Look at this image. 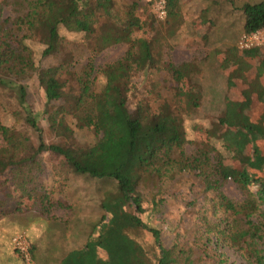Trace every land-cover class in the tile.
I'll return each mask as SVG.
<instances>
[{"label":"trees","instance_id":"obj_1","mask_svg":"<svg viewBox=\"0 0 264 264\" xmlns=\"http://www.w3.org/2000/svg\"><path fill=\"white\" fill-rule=\"evenodd\" d=\"M158 1L164 3L166 19L178 16L176 0H149V3L153 7ZM116 2L1 0V4L10 3L18 9L20 15L14 23L21 37L17 49L2 42L0 89L14 92V96H11L15 100V110L11 112L14 121L18 123L20 120L23 125L40 131L36 117L25 105V89L19 83L27 77H34L45 100L47 131L56 141L46 144L38 135V143L34 147L27 134L13 126L0 124V175L7 172L20 194L32 195L37 199L27 185L37 168V156L47 152L60 157L76 175L114 181L115 194L101 204L107 219L103 222L105 216L101 217L100 232L88 239L81 248L68 251L57 264H194L190 258L191 254H195L194 248L177 246L175 242L164 245L159 229L140 218L146 212L142 206L144 181L161 176L172 179L176 173L183 171L199 176L204 192L210 193L208 201L214 220L209 223L206 218H202L204 231L198 239L204 240L201 243L204 253L207 244H211L216 264H224L215 254L218 243H222L237 252L244 264H264V181L250 176L243 169L232 172L226 170L219 154L213 157V164L206 152H201L197 157H185L180 150L185 143L181 122L166 106L152 111L146 105L137 104L132 112L128 110L126 96L131 74L154 69L156 62L151 54L150 39L131 37L133 32L141 30V22L136 16L137 3L132 1L123 7L119 15L115 11ZM240 10L243 16L241 34H250L264 27V0L244 3ZM62 32L79 34L87 42L93 41L91 48L94 51L114 44L127 46L119 60L100 69L102 86L96 89L92 86L90 77L93 68L86 65L82 76L77 79L75 91L63 92L65 85L59 78L63 66L37 64L32 51L22 44L23 39L32 40L41 46L39 57L49 59L57 56L62 49ZM6 35L0 20V37ZM253 50L240 55L253 57L255 61V53L251 52ZM258 52L261 58L255 61L256 73L264 71V46ZM240 64L237 60V69L231 74L244 79L240 74ZM165 70L175 83V92L185 98V109L197 108L200 94L196 92L197 89H181L182 81L192 87L193 64H167ZM258 88L255 85L254 91L264 106V90L261 93L257 91ZM242 94L240 102L226 101V110L238 116L224 117L219 119V123L229 127L236 124L232 131L239 137L244 135V139L239 142L241 145H247L250 143L249 138L252 139V153L244 163H250L251 157L255 155L261 166L264 157H259L254 144L255 140L264 137V127L258 123H264V110L257 123L249 121V109H243L248 106V92ZM59 100H63L64 104L56 107L52 105ZM228 120L239 123H230ZM243 120L250 125H242ZM73 128L89 130L91 142L76 144ZM173 150H179L177 159L171 157ZM227 180L245 195L240 204H234L220 192V183ZM249 187H254L255 191L251 193ZM216 212L221 216H216ZM256 212L258 214L253 220L251 217ZM132 232L149 234V246L143 247L130 237ZM98 251L102 252L103 257L98 255Z\"/></svg>","mask_w":264,"mask_h":264},{"label":"rangeland","instance_id":"obj_2","mask_svg":"<svg viewBox=\"0 0 264 264\" xmlns=\"http://www.w3.org/2000/svg\"><path fill=\"white\" fill-rule=\"evenodd\" d=\"M12 1V0H9ZM137 3L136 16L141 22V30L131 34L132 39H150L151 54L156 62V68L146 69L131 74L129 91L127 92V108L133 111L137 104L146 105L154 111L164 105L171 114L176 116L182 125L185 143L180 148L185 157H197L201 152L211 164L213 157L219 154L226 170H244L252 177L264 181V163L259 166V158L253 155L250 163H244L252 153L249 138L247 145L239 144L244 139L236 135L234 126L219 123L224 117L238 116L226 110L227 102H240L241 92L246 95L249 109V121L257 123L262 115L263 103L256 98L254 86H264V71L256 73L257 60L260 61L259 50H253L254 57H243L242 51H227L241 35L243 16L240 7L244 3H256L260 0H176L178 16L171 20L156 18L149 0H117L115 11L120 15L123 7L131 2ZM20 13L12 4H1L0 20L7 37H0V52L2 42L11 48H18L21 32L15 25V19ZM62 49L57 56L41 59V46L32 40L23 39L22 44L33 53L34 61L41 66L61 64L60 80L64 82L63 92L73 93L77 79L82 76L86 65H91L92 86L96 89L102 86L103 79L100 69L119 60L127 49L125 44H114L101 51L91 48L92 42H87L79 34L61 33ZM205 36L204 39H202ZM247 53V52H246ZM241 54V55H240ZM241 63V76H232L237 69L236 61ZM182 63H192V87L184 81L181 89L196 88L200 93L198 107L185 109V98L175 92V83L165 70L167 64L178 66ZM258 76V77H257ZM25 89V105L36 117V125L40 131H35L16 123L12 117L15 110L14 92L0 89V124L14 127L27 134L32 145L38 143V135L44 143L56 140L48 133L44 120L46 108L42 90L34 77H27L19 82ZM191 86V85H190ZM64 104L63 100L54 102L53 106ZM230 123H239L237 121ZM242 125H250L241 121ZM264 127V123L258 122ZM71 127L72 123L69 124ZM74 131L76 144H88L92 140L89 130ZM232 132V133H230ZM255 150L259 157H264V137L255 140ZM179 150H173L171 157L178 158ZM257 162V163H256ZM36 170L31 174L27 187L33 190V195L19 193L10 175L5 172L0 175V264H25L13 249L10 239L21 233L26 238L29 253V264H57L70 250L81 248L88 239L94 238L101 228L103 212L101 204L115 194L116 186L110 179H92L85 175H76L69 169L60 157L42 153L36 158ZM142 189L143 208L146 212L141 220L157 227L164 245L175 242L177 246L194 248L195 254L190 258L194 264H216L213 248L206 246L204 253L198 241L203 233V219L213 222L209 192H204L201 178L193 172L176 173L172 179L160 177L144 181ZM251 193L254 187L248 188ZM220 192L234 204H240L245 195L231 181L220 183ZM257 212L252 215L255 220ZM216 216H221L216 212ZM143 247L149 246L151 239L145 232L129 234ZM197 239V241H196ZM215 254L224 264H244L240 255L222 243H218ZM98 255L103 257L102 252Z\"/></svg>","mask_w":264,"mask_h":264},{"label":"built area","instance_id":"obj_3","mask_svg":"<svg viewBox=\"0 0 264 264\" xmlns=\"http://www.w3.org/2000/svg\"><path fill=\"white\" fill-rule=\"evenodd\" d=\"M153 11L159 20L165 18L164 3L158 1L153 6ZM260 46H264V27L250 34H241L236 42V47L239 50H250ZM10 243L13 249L20 255L21 259L25 264L30 263V253L26 238L23 234L17 233L10 239Z\"/></svg>","mask_w":264,"mask_h":264},{"label":"crops","instance_id":"obj_4","mask_svg":"<svg viewBox=\"0 0 264 264\" xmlns=\"http://www.w3.org/2000/svg\"><path fill=\"white\" fill-rule=\"evenodd\" d=\"M236 42H237V41H236ZM230 48H231V50L234 51V52H235V50H237V51H242V52L249 51V50H245V51H243V50H239V49L236 47V43H235V46H231ZM261 48H263V46H260V47L254 48V49L259 50V49H261ZM231 50H230V52H231ZM250 50H253V49H250ZM245 57H246V56H245ZM262 90H264V86H260V88L257 89V91H258V92H261V93H262ZM256 98H257V96H256ZM257 99H258V98H257Z\"/></svg>","mask_w":264,"mask_h":264}]
</instances>
